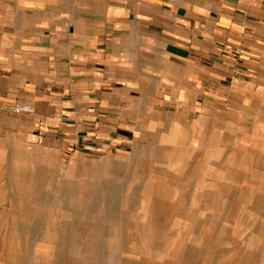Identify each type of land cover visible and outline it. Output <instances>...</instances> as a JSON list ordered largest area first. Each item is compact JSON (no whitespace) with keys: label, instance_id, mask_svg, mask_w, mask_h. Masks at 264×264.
<instances>
[{"label":"rangeland","instance_id":"1","mask_svg":"<svg viewBox=\"0 0 264 264\" xmlns=\"http://www.w3.org/2000/svg\"><path fill=\"white\" fill-rule=\"evenodd\" d=\"M252 60L198 99L138 101L144 114L107 127L105 146L0 115V264H264L263 55Z\"/></svg>","mask_w":264,"mask_h":264},{"label":"crops","instance_id":"2","mask_svg":"<svg viewBox=\"0 0 264 264\" xmlns=\"http://www.w3.org/2000/svg\"><path fill=\"white\" fill-rule=\"evenodd\" d=\"M256 53L264 59V0H0V115L105 146L111 127L144 114L138 101L198 99L259 68ZM14 103L34 112L9 116Z\"/></svg>","mask_w":264,"mask_h":264},{"label":"built area","instance_id":"3","mask_svg":"<svg viewBox=\"0 0 264 264\" xmlns=\"http://www.w3.org/2000/svg\"><path fill=\"white\" fill-rule=\"evenodd\" d=\"M8 109L16 114L29 115L34 112L33 107L27 104H24V103H14V104L8 105Z\"/></svg>","mask_w":264,"mask_h":264}]
</instances>
